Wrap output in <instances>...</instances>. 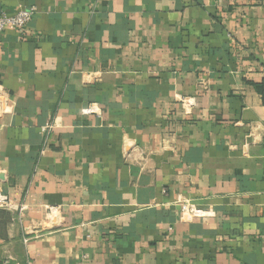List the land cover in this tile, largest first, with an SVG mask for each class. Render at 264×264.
<instances>
[{
  "label": "crops",
  "instance_id": "1",
  "mask_svg": "<svg viewBox=\"0 0 264 264\" xmlns=\"http://www.w3.org/2000/svg\"><path fill=\"white\" fill-rule=\"evenodd\" d=\"M27 7L0 31V264H264V0H0Z\"/></svg>",
  "mask_w": 264,
  "mask_h": 264
},
{
  "label": "built area",
  "instance_id": "2",
  "mask_svg": "<svg viewBox=\"0 0 264 264\" xmlns=\"http://www.w3.org/2000/svg\"><path fill=\"white\" fill-rule=\"evenodd\" d=\"M34 11V7L22 8L13 14H8L2 11L0 13V31L5 29L6 27H13L19 32L23 31L26 28L27 23L32 18ZM91 110L92 107L87 108V111ZM6 206H8V200L4 195L0 194V207ZM206 214L207 213L202 209L184 203L181 206L180 219L184 221H191L193 219L206 216Z\"/></svg>",
  "mask_w": 264,
  "mask_h": 264
},
{
  "label": "trees",
  "instance_id": "3",
  "mask_svg": "<svg viewBox=\"0 0 264 264\" xmlns=\"http://www.w3.org/2000/svg\"><path fill=\"white\" fill-rule=\"evenodd\" d=\"M254 88L264 104V78L259 83H254Z\"/></svg>",
  "mask_w": 264,
  "mask_h": 264
}]
</instances>
